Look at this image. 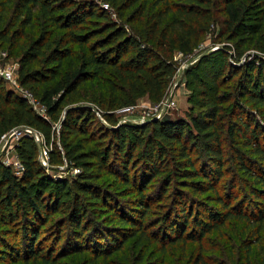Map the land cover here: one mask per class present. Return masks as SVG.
Segmentation results:
<instances>
[{
	"label": "trees",
	"instance_id": "trees-1",
	"mask_svg": "<svg viewBox=\"0 0 264 264\" xmlns=\"http://www.w3.org/2000/svg\"><path fill=\"white\" fill-rule=\"evenodd\" d=\"M257 7L262 11L258 24L247 26ZM218 22H223L219 35L229 41L221 49L220 75L209 70L203 75L213 87L237 76V96L217 94L212 100L207 85L194 78L204 109L190 120L119 122L115 109L145 95L156 102L167 96L178 71L175 52L190 53ZM37 24L38 35L22 43L18 80L46 108V115L0 76V136L24 125L41 136L39 142L24 135L15 144L21 174L0 162V226L22 221L21 242L16 236L7 238L11 227L0 230V264L22 259L59 264L68 250L104 259L133 237L160 245L191 240L201 246L206 233L221 231L230 219L244 221L250 231L242 242V264H254V248L264 264V123L244 108L251 104L264 112V57L245 56L248 44L264 51V0H0V41L18 42L28 37L27 27ZM83 90L92 91L86 99L91 103L72 106L62 116L65 102L83 97ZM228 101L226 109L221 103ZM100 139L108 142L98 144ZM44 144L53 166L66 160L79 169L58 180L56 192L47 190L50 177L39 160ZM103 172L128 187L122 193H135L125 209L97 184ZM231 172H238L253 197L246 208L249 197L239 198L236 180L227 183L226 193L220 190ZM161 174L162 192L174 187L173 205L166 224L149 233L146 191ZM182 186L215 204L189 197ZM70 191L74 194L67 216L53 230L52 243L44 246L42 227L55 210L53 204L63 206ZM89 203L106 209L120 228L105 229L100 239L95 226L85 234L97 224L87 216ZM60 224L68 226L69 236L58 251Z\"/></svg>",
	"mask_w": 264,
	"mask_h": 264
},
{
	"label": "rangeland",
	"instance_id": "rangeland-1",
	"mask_svg": "<svg viewBox=\"0 0 264 264\" xmlns=\"http://www.w3.org/2000/svg\"><path fill=\"white\" fill-rule=\"evenodd\" d=\"M262 11L260 7L253 9L247 17L246 25L251 26L253 24H258V18ZM224 15H219V19L222 20ZM223 22H218L213 25L212 31L207 35L201 37L199 42L195 45L193 50L184 54L176 51L174 54V60L178 64L177 74L171 79L169 86L167 88V96L163 101H153L147 95L139 98L135 104L123 106L115 109V114L118 117L119 122L123 121H134L141 122L148 119L158 118L160 120H176L179 118H184L190 120L191 115L197 114L200 110L204 109L202 107L203 98H201V91L199 86L192 79L199 80L198 82L207 85L208 96L210 99L215 100L217 94L232 96L238 94V77L233 79H225L220 81L216 87L210 85L208 79L203 75L205 70H209L214 74L220 75V65L222 63L221 49L229 43V41L224 37L219 35V30L222 28ZM28 37L21 38L18 42H2L0 41V69L8 71L15 76L14 78L18 81V70L20 66V57L24 48L22 43L25 42L30 36H37L39 33L38 24L34 28L27 27ZM260 55L264 57V51H262L256 44L246 45L245 56H256ZM2 76V75H0ZM3 77V76H2ZM6 81V86L10 89H15L13 87L12 80L10 78L3 77ZM27 89L24 86L18 87L17 91H22ZM29 90V89H28ZM102 91L101 88H99ZM26 91V90H25ZM92 91L89 90L86 93L82 91L83 97L77 98L75 101L67 100L64 104V111L62 116L65 115L67 110L72 107L79 105L80 103H91L87 99V94L89 95ZM82 98V100H80ZM243 101V99H241ZM30 104L42 115H46V108L38 101L36 97H31L29 99ZM230 102L221 103L226 109L230 107ZM243 104V103H242ZM244 105V104H243ZM246 111H252L258 117V119L264 123V112H258L257 109H253L251 104L244 105ZM59 128V123L56 124ZM92 128V126H91ZM10 131V130H8ZM6 131V132H8ZM9 134L2 138L0 136V162L9 164L13 167L14 171L18 174L22 172L19 171V158L16 153L15 144L18 139V132H14V135ZM97 140L98 144H103L108 142L107 139ZM58 140V144L61 145V141ZM104 146V145H103ZM113 158V157H112ZM111 158V159H112ZM135 158V157H134ZM139 159V157H137ZM39 160L46 167V173L50 181L47 190L50 192H56L58 180L68 179L70 175L75 174L77 171V166H72L71 164L66 165V160L62 165L53 166L49 162V156L39 154ZM141 164L143 161H140ZM230 168L234 170L233 163L229 161ZM163 174L157 176L152 183H150L147 189V194L151 202V209L146 220V230L149 233L157 230L160 226L166 224L167 216L169 211L172 209L173 205V185H170L169 191L165 194L163 190ZM231 180H236V189L240 193V197H249L246 201L245 208L250 205L253 197H250L246 187L243 185V181L239 176L238 172L228 173L222 183H220V190L223 193L227 192V183ZM97 184L105 189L109 190L112 194V202L116 203V200L121 203L120 208L128 207L134 200L135 193H122L126 188L125 185L121 184L109 172L101 173V177L97 180ZM182 191L186 192L189 197L194 199H199L207 202L208 204H215L213 201H209V198L205 194L193 193L191 189L186 186L179 187ZM69 191V190H68ZM122 194H121V193ZM74 191H70L68 196L65 197L64 205L53 204L48 220L43 225V233L41 240L43 245L52 243L54 239L53 230L59 226L67 216V205L73 198ZM249 199L250 202H249ZM87 200V198H85ZM88 218L92 221L91 228L88 229L85 234H90L92 227L99 228L98 237L104 234L105 229L120 228V226L109 219L110 213L106 209L102 208L100 205H95L89 203L87 205ZM105 212V213H104ZM88 220V219H87ZM86 220V222H87ZM21 225L22 221L17 220L9 225L0 226V230L3 228H12L13 232L7 235V238L16 236L17 241H22L21 235ZM62 229V234L60 240L56 244V249L60 251L63 249L64 244H66L69 236V228L66 224H60ZM101 227H100V226ZM93 233V231H92ZM52 234V235H51ZM249 229L244 228V221L237 222L236 219H230L227 225L222 228L221 231H211L206 233L202 238L201 246L198 245L196 241H187L186 243L176 242V243H164L160 245L153 241H148L145 238L136 237L127 239V241L121 246V249L108 255L106 258L99 257L94 260V255L88 251H70L68 250L64 257L60 259L59 264H242L244 248L242 242L249 238ZM262 238L264 240V232H262ZM106 242V241H102ZM92 243V241H91ZM90 243V244H91ZM69 249V248H68ZM252 259L254 264H262L260 258L256 255L255 248L252 253ZM16 264H45L43 261L38 260H20Z\"/></svg>",
	"mask_w": 264,
	"mask_h": 264
},
{
	"label": "built area",
	"instance_id": "built-area-1",
	"mask_svg": "<svg viewBox=\"0 0 264 264\" xmlns=\"http://www.w3.org/2000/svg\"><path fill=\"white\" fill-rule=\"evenodd\" d=\"M0 75H2L3 77H6V78H10V79L12 80L13 87L15 88L14 90H15L16 92H18L20 95H22L23 97L27 98L28 100H29L31 97H33V94H32L31 91L28 90V89H25L26 91H25V90H22V91H17V90H16L18 87H21V86H23V85L19 82V80L17 81V80L14 78L15 76H13L12 73L0 69ZM164 99H165V98H164ZM164 99H163V100H164ZM163 100H162V101H163ZM8 132H10V134H12V135H14V132H18V133H19V135L17 136V137H18L17 142H18V140H19L22 136H24V135H32V136H34V137L36 138L37 141L41 142V136H40V133L37 132V130H35L33 127L28 126V125H24V126H21V127H14V128H12L10 131H8ZM8 132L3 133V134L1 135V137H2V138L6 137V136L9 134ZM40 150H41V155H42V154H45V155L49 156V153H48V146H47V145H45V144H44V145H41ZM19 164H20V165H19V171L22 172V168H23V167H22L21 162H19ZM78 170H79V169L77 168L76 171H78Z\"/></svg>",
	"mask_w": 264,
	"mask_h": 264
},
{
	"label": "water",
	"instance_id": "water-1",
	"mask_svg": "<svg viewBox=\"0 0 264 264\" xmlns=\"http://www.w3.org/2000/svg\"><path fill=\"white\" fill-rule=\"evenodd\" d=\"M148 120H151V118H150V119H148Z\"/></svg>",
	"mask_w": 264,
	"mask_h": 264
}]
</instances>
